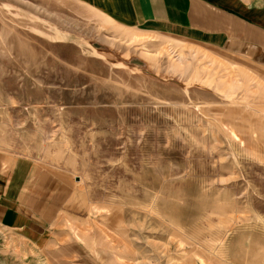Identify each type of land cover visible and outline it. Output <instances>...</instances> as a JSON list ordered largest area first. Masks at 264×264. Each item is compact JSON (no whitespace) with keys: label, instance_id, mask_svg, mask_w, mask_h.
<instances>
[{"label":"rangeland","instance_id":"374dc122","mask_svg":"<svg viewBox=\"0 0 264 264\" xmlns=\"http://www.w3.org/2000/svg\"><path fill=\"white\" fill-rule=\"evenodd\" d=\"M227 57L0 0V155L38 167L48 233L5 251L0 231V264H264V77Z\"/></svg>","mask_w":264,"mask_h":264},{"label":"crops","instance_id":"0c3cea01","mask_svg":"<svg viewBox=\"0 0 264 264\" xmlns=\"http://www.w3.org/2000/svg\"><path fill=\"white\" fill-rule=\"evenodd\" d=\"M74 1L118 25L195 42L228 56L233 63L243 59L264 77V0ZM34 171L38 167L30 159L9 160L0 155V231L5 251L6 236L10 241L17 238L20 244L31 242L39 250L47 242V222L38 221L27 197Z\"/></svg>","mask_w":264,"mask_h":264}]
</instances>
